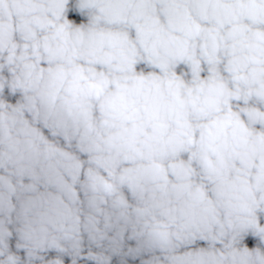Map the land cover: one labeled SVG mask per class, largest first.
<instances>
[{
    "label": "clouds",
    "instance_id": "9594fccd",
    "mask_svg": "<svg viewBox=\"0 0 264 264\" xmlns=\"http://www.w3.org/2000/svg\"><path fill=\"white\" fill-rule=\"evenodd\" d=\"M0 264H264V0H0Z\"/></svg>",
    "mask_w": 264,
    "mask_h": 264
}]
</instances>
